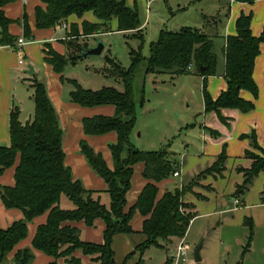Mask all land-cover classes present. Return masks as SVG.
<instances>
[{
    "label": "trees",
    "instance_id": "16d2710c",
    "mask_svg": "<svg viewBox=\"0 0 264 264\" xmlns=\"http://www.w3.org/2000/svg\"><path fill=\"white\" fill-rule=\"evenodd\" d=\"M8 1L0 0V46L15 44V38L9 33L11 20L3 10ZM41 1L46 4L45 9L37 8L41 27H53L71 15L82 18L85 13L93 12L100 22L83 21L81 30L78 25L72 24L70 34L89 36L109 32L112 31L109 27L110 21L116 19L117 31H140L139 37L143 38L139 11L128 6L127 0ZM234 1L253 3L256 0ZM251 22V14H241L236 21L237 34L226 38L224 77L227 89L217 99H213L206 87L203 88L205 111L217 112L223 122H226L221 115L223 108H235L244 113L254 108L252 101L242 98V90L258 95V86L253 76L254 62L264 41V31L260 36H255ZM24 24L25 33L29 35L25 20ZM67 43L70 46L72 41ZM215 45L212 34L195 27L185 26L177 31L162 29L158 39L151 43L149 56L143 55L141 47L131 48V64L128 68L107 57L111 66L108 74L123 82V91L111 86L92 90L83 87L75 79L69 80L74 87L71 92L73 102L86 107L104 104L116 107L114 116H94L83 121L84 131L88 135H103L111 131L118 135L117 141L110 145L113 168L108 166L100 152L88 144L83 147L88 163L107 183L110 206L102 203L100 198L94 197L95 191L88 190L81 180L73 177L72 170L65 162L64 132L46 84L37 79L32 80L34 116L30 121L22 123L20 108L16 106L10 113L11 144L0 146V175L20 159L15 170V184L0 185V196L6 208L20 209L24 213L23 219L15 221L6 229L0 228V253L3 264H33L36 258L34 249L53 258L47 264H60L59 260L62 258L66 264H83L82 259L75 255L79 250L98 264H117L113 239L117 234L135 233L131 222L136 212L145 217L140 232L144 239L136 244L127 259L138 252L143 255L151 246L165 249L167 245L162 242L170 243L172 238L186 236L197 213L185 215L181 213L180 206L183 204L181 198L191 191L192 186H184L181 189L177 185L159 197L158 184L172 177L174 171L180 168L176 155L167 148L144 151L131 142V134L137 120L133 80L142 63L145 64L146 74H187L190 71L188 66L193 64L199 75H216L218 55ZM86 48L88 46H78L76 53L68 55H60L48 48L46 61L56 72L62 73L69 63L75 64L84 58L82 53ZM202 68L205 70L202 71ZM140 102L144 104V94ZM246 136L261 154L249 150L246 152V156L252 159V165L249 169L237 168L239 172H244L245 177L243 184L238 185V191L249 189L254 179L264 171V150L259 146L255 132ZM226 160L224 149L216 162L194 179L199 181L210 174L221 173L225 169ZM138 163L144 164L142 174L147 183L135 204L126 211L127 194L131 189L134 166ZM194 181H191L192 185ZM63 197L73 203V208L66 209L61 206ZM261 201L264 203V189ZM45 213H48V220L38 226L32 246L18 250L12 257L13 261H9L16 245L28 236L29 222ZM98 219L103 220L106 225L103 243L82 240L81 230L72 225V222L84 221L86 225L94 226ZM245 224L250 229L251 242L252 218H246ZM164 264H173V259L168 258Z\"/></svg>",
    "mask_w": 264,
    "mask_h": 264
},
{
    "label": "crops",
    "instance_id": "0c3cea01",
    "mask_svg": "<svg viewBox=\"0 0 264 264\" xmlns=\"http://www.w3.org/2000/svg\"><path fill=\"white\" fill-rule=\"evenodd\" d=\"M225 2L224 27L220 34V37L223 39L219 49L220 55L216 52L218 55L217 74L202 76L196 72L194 67L189 71V73H194L195 70V74L199 75L203 82V88L204 86L206 87L213 99H217L221 93L227 89V81L224 77L226 64L225 43L227 36L237 34L236 21L239 16L241 14H251V29L255 36H260L264 31V0H256L253 3L237 2L234 0H225ZM38 7L45 9L46 4L41 0H9L3 7L7 18L11 20L9 33L15 38V44L0 46V146H10L11 144L10 113L16 106L20 108V120L22 123H26L33 118L35 103L33 99L34 89L31 83L34 79L44 82L64 132L63 149L66 154V165L72 170L75 179L81 180L88 190L95 191L94 197L100 198L102 203L110 206L111 198L107 192V183L90 166L83 153V147L85 144H88L95 151L100 152L108 166L113 168L114 162L110 145L117 141L118 135L114 131L103 135H88L84 131L83 121L86 118L94 116H114L116 107L112 104L86 107L73 102L71 100V92L74 87L69 80L74 78L67 76L65 72L66 68L62 73H58L55 71L54 67L46 61V51L48 48H52L60 55H68L70 48L67 41L73 36L70 35L72 24L78 25L81 30L83 21L92 23H98L100 21L93 12H87L82 18H79L77 15H71L64 22L53 27H41L39 26L37 18ZM221 11L220 9L217 16L220 15ZM24 20L27 22L29 35L25 33ZM63 24L68 25L67 29L63 28ZM112 24L115 29L113 31H117V20ZM198 29L208 33L206 26H202ZM119 32H124L125 34L131 33V31ZM95 35L96 34L90 35V37H94ZM82 36L85 35L82 34L79 37L81 38ZM20 38H24L28 43L23 46L19 45L18 39ZM20 60H23L24 64L21 65L19 62ZM78 62L75 64L69 63L68 65H77ZM29 65H32L34 69L33 75H29L25 72ZM109 69L110 67L107 66L101 68V72L97 71L99 73H96V76H100V74H102V76L109 75ZM24 73L27 77L24 76ZM253 76L258 86V95L255 96L248 90L241 91L242 98L254 103V108L251 111L244 113L235 108H223L221 109V115L226 119V122H223L217 112L205 111L204 101L203 111L201 114L199 113L202 116L200 122L186 125V132L183 135V139L181 143H179V147L174 150L171 149L173 142L171 138L175 136H169L168 133L170 132L167 127L160 130L156 125L154 130L146 129L147 133L143 132L145 128L151 127V122L139 123L147 101L145 100L144 104H140V107L136 105L137 120L131 134V142L134 146H138L137 148L142 150L152 149V145H156V143L164 144L160 149H169L176 155L177 160L180 165H182L181 173L183 180H191L202 171L211 167L222 151L224 149L226 150L227 160L225 162V169L221 173L206 176L200 181L201 186L196 188L197 194H202L203 200L195 204L190 198V202L193 204V209L196 213L198 207L201 208L202 206L204 209L206 206L205 204H208L210 209L206 211L209 212L204 214L235 212L238 213L240 221L248 217H252L257 221L260 215L264 217V203L262 201L246 204L237 196L244 195L246 191L249 190L238 191V185L243 184L245 177L244 172H239L237 168L249 169L252 165V159L246 156V152L249 150L261 154L260 150L252 146L250 138L246 135L255 132L257 142L264 150V41L261 43L260 53L254 62ZM98 80L97 78L94 79L92 83H96V85L91 84V86L88 87L80 84L92 90H99L103 87H107L102 84L103 82ZM26 86H29V89H31V91H27L28 95L23 89L26 88ZM115 88L120 91L124 90V87ZM183 128L184 127H180V129ZM172 132H174V130H172ZM178 150H182L183 152L179 153ZM19 160L18 158L14 166L6 169L4 173L0 175V185L13 186L15 184V170L19 164ZM143 170V163H138L134 166L131 189L127 194L126 211L135 204L147 183L142 174ZM234 174H236V177L233 178ZM187 177L190 178L188 179ZM179 180L175 177H170L160 182L158 184L159 197H161L166 190L176 187L179 184ZM253 183L256 184V186L257 184L263 185L261 186L262 194L264 189V171L254 179ZM228 197H230L232 201H227ZM219 200H221V202ZM235 200L239 201L235 203L236 207L233 206ZM221 205L225 206L223 207ZM61 206L70 209L73 208L74 205L67 197H63ZM254 207H259L260 211L253 212L251 209ZM197 216H199V213H197ZM197 216L195 218H197ZM232 217L235 218L234 215ZM23 218L24 213L22 210L6 208L0 196V228L6 229L15 221ZM47 220L48 213H45L35 217L29 222L28 236L16 245L9 258H12L18 250L31 247L38 226L46 223ZM144 220L145 217L139 212H136L131 222L135 233H140L142 231ZM72 225L81 230L82 240L94 243L104 242V230L106 225L103 220L98 219L94 226H88L84 221L72 222ZM131 235L117 234L114 237L113 249L115 258H117L118 253L124 254L125 256L134 250L135 246L130 237ZM184 239L186 242V236ZM173 242L174 238H172L170 243ZM177 246L175 248V253L172 255L173 259L177 252ZM34 252L36 258L33 264H47L53 260L52 257L40 250L34 249ZM75 255L82 259L83 264H85L84 261L87 264H98L93 261L90 256L84 255L80 250L77 251ZM187 259L180 260L178 264L187 261ZM59 262L60 264H66L64 258L60 259Z\"/></svg>",
    "mask_w": 264,
    "mask_h": 264
},
{
    "label": "rangeland",
    "instance_id": "374dc122",
    "mask_svg": "<svg viewBox=\"0 0 264 264\" xmlns=\"http://www.w3.org/2000/svg\"><path fill=\"white\" fill-rule=\"evenodd\" d=\"M127 5L139 11L143 38L139 37L140 31L128 34L113 31L115 29L112 23L116 19L109 23L112 31L98 33L94 37H90V35L81 38L79 35L71 36L69 39L72 44L69 46L68 54L76 53L78 46L90 48L99 43H103L105 49L101 55L85 56L77 65H68L65 69L67 76L76 79L85 87L91 86V84L96 85L92 82L97 78L106 86L123 88L124 85L121 80L112 75L102 76L100 74V76H96V73H99L97 71L105 66L111 67L107 63V56L113 58L122 67L128 68L131 64V48L138 49L141 47L143 55L149 56L151 43L158 39L162 29L177 31L185 26L197 28L206 26L207 32L214 36L215 50L220 55L219 49L223 40L220 34L224 27L225 0H127ZM220 9L222 11L217 16ZM70 32L72 34L71 30ZM144 70L145 64L142 63L133 80L137 107H140L143 94L147 101L139 123L151 122V127L143 130L145 133H147L146 129L154 130L156 125L160 130L167 127L170 132L168 133L169 136H175L171 138L173 141L171 149L174 150L179 147V143L183 139L186 125L200 122L202 118L200 114L204 105L203 82L200 76L195 74V70L194 73L182 75L146 74ZM24 76L27 77L25 73ZM23 89L25 93L31 91L29 86ZM180 127L184 128L180 129ZM163 145L156 143V145H152V149L144 151H156ZM178 152L183 151L178 150ZM234 177L236 174L233 175ZM175 178L181 179L178 184L181 189L184 186L187 188L192 186L191 191L181 198L183 204L180 206V211L185 215L194 214V207L190 198L195 204L203 200L199 197H202V194L196 192V188L201 186V180ZM192 180H195L193 185ZM261 186L263 185L257 184L256 186L253 183L244 195L237 196L246 204L261 201ZM219 201L221 202V200ZM227 201L232 200L228 197ZM205 205L204 209L202 206L197 208L199 216L193 219L186 234V242L190 246L188 259L179 264H264V217L260 215L257 221L249 217L253 220V238L250 242V229L245 224V219L240 221L238 213L204 214L209 212L206 210L210 209L208 204ZM233 206L236 207L235 202ZM251 210L253 212L260 211L259 207H254ZM233 215L235 218L232 217ZM136 233L130 236L134 246L144 239L141 233ZM184 237H175L173 243L162 242L167 245L165 249L151 246L146 249L143 255L138 252L130 259H127V255L118 253L115 261L117 264H136L137 262L139 264H164L168 258L173 259L172 255L175 253V248ZM200 245H202V261L198 263L195 261V250ZM9 261L12 262V258H9ZM84 263L87 264L85 261ZM173 264H175L174 259Z\"/></svg>",
    "mask_w": 264,
    "mask_h": 264
},
{
    "label": "built area",
    "instance_id": "2783aa9c",
    "mask_svg": "<svg viewBox=\"0 0 264 264\" xmlns=\"http://www.w3.org/2000/svg\"><path fill=\"white\" fill-rule=\"evenodd\" d=\"M67 27H68L67 24H63V28L64 29H67ZM18 43H19V45L23 46V45L27 44L28 42L25 41L24 38H20V39H18ZM19 62H20L21 65L24 64L23 60H20ZM193 67H194V65L190 64L188 66V70H192ZM172 176L181 178L182 177L181 168H179L178 170L174 171ZM238 202H239L238 200H235V203H238ZM189 250H190V246L185 242V239H182L180 241V243L178 244V246H177V252H176V254L174 256L175 264L177 262H179L180 260H182V259L186 260L187 257H188Z\"/></svg>",
    "mask_w": 264,
    "mask_h": 264
},
{
    "label": "water",
    "instance_id": "95a60500",
    "mask_svg": "<svg viewBox=\"0 0 264 264\" xmlns=\"http://www.w3.org/2000/svg\"><path fill=\"white\" fill-rule=\"evenodd\" d=\"M104 49H105V45L103 43H99L97 46L84 49L82 55L84 57L91 56V55H101ZM204 70L205 69L202 68V71ZM25 72L29 75H33L34 69L32 65H29L28 68L25 70ZM201 248H202V245L198 246L195 250V261L198 263L202 261ZM0 264H2V254L1 253H0Z\"/></svg>",
    "mask_w": 264,
    "mask_h": 264
}]
</instances>
